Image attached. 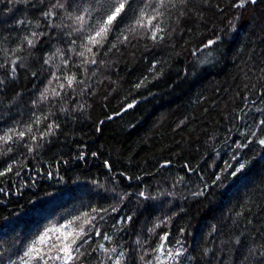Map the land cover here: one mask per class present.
Instances as JSON below:
<instances>
[{"label":"trees","instance_id":"16d2710c","mask_svg":"<svg viewBox=\"0 0 264 264\" xmlns=\"http://www.w3.org/2000/svg\"><path fill=\"white\" fill-rule=\"evenodd\" d=\"M234 2L209 0V6L203 7L201 0H190L191 11L182 21L177 23L176 13L166 19L164 40L154 45L150 39L139 38L138 31L128 42L98 57L102 62L90 66L74 99L61 101L53 92L59 91L63 81L50 75L60 60L50 66L43 64L42 57L67 44L45 27L36 9L0 2V63L5 65L0 78L8 79L11 60L19 58L16 79H8L0 93V127L11 125L15 118L22 128L33 114L49 112L55 114L49 122L55 119L60 124L54 142L39 154L14 146V172L0 177L4 189L0 192V259L4 264L9 258L19 264L37 228H57L72 219L68 213H75L82 204L81 210H89V203L109 209L117 205L119 211L105 214L97 225L111 243L92 237L90 246L81 249L91 255L78 257V264H96L102 256L92 252L97 243L118 251L137 248L138 255L151 253L165 233L169 247H179L176 241H183L182 264H220L230 249L229 264H241L246 249L235 245L237 238L255 247L264 244V149L256 143L261 130L254 128V121L264 119V2L246 9L233 8ZM235 16L240 17L238 21ZM18 19L32 23L14 30ZM38 20L41 27L35 28ZM33 30L49 35L38 38L36 49L24 45L13 56L10 50ZM208 40L217 43L205 47ZM69 55L79 63L78 57ZM69 68L84 78L80 69L71 64ZM45 87L49 101L41 102L40 91ZM33 101L38 107H33ZM129 104L133 107L128 108ZM39 127L43 130L44 124ZM251 130L257 131L256 137ZM249 139L253 142L248 147L236 148ZM77 152H83L85 160L76 159ZM92 152L97 155L93 157ZM5 160L12 162L9 157L0 158V170ZM104 161L110 162L111 171ZM238 162L246 167L233 177L230 172ZM15 170L21 174L15 175ZM216 176L221 179L217 181ZM93 181L103 187L97 189ZM96 191L109 197L132 195L121 203L118 196L95 197ZM140 191L155 199L144 200L138 196ZM198 191L204 195L195 196ZM129 214L136 221L132 231L119 222ZM155 225L160 227L150 233L148 229ZM138 238L142 248L135 244Z\"/></svg>","mask_w":264,"mask_h":264},{"label":"snow or ice","instance_id":"6c2138e0","mask_svg":"<svg viewBox=\"0 0 264 264\" xmlns=\"http://www.w3.org/2000/svg\"><path fill=\"white\" fill-rule=\"evenodd\" d=\"M0 2H4V0H0ZM6 2L8 5L23 4L26 7L30 6L36 9L45 22V27L56 31V38L67 44L66 48H57L55 52L42 57L44 65L51 66L57 58L60 60V64L54 65L56 71L50 74L52 79L63 81L58 85L59 91L53 92V97L57 101L74 99L73 94L76 93L77 88L85 84L90 66L102 62L98 61V57L106 55L113 49H117L120 44L128 42L129 37L135 36L138 31H140L139 38L150 39L155 45L165 38L164 33L167 31L166 19L176 13V21L179 23L191 11L189 8L190 0H51L48 3H46V0H6ZM258 2H264V0H235L231 6L237 9H246L249 6L257 5ZM201 4L203 7H208L209 0H201ZM216 7L223 12L224 9L220 8L219 5ZM11 10L9 8V11ZM239 18V16H235L234 20L238 21ZM57 19H59V23L55 22ZM65 21L69 23H65ZM31 23L30 20L18 19L16 24L13 25V29ZM229 26L234 30L232 20L229 21ZM40 27L41 23L38 20L35 28ZM65 28L70 29V31L65 33ZM46 35L49 34L45 31L38 32L35 30L31 31L30 35H24L16 47L10 50L12 55L15 56L16 53L22 51L24 45L28 49H36L39 43L38 38ZM65 37H68V39L65 40ZM51 38L49 36V39ZM78 41L79 45L77 47ZM216 43V40H208L204 46L211 47ZM8 51L5 50L6 57H8ZM69 54L78 57L79 63L74 62ZM8 58L10 59V57ZM18 59L11 60L12 67L8 79L13 81L16 79ZM70 64L72 67L80 69L83 79L78 78L77 73L71 71ZM61 65H63V69ZM4 67L5 65L0 63V68ZM57 72H61L62 75L58 76ZM33 75L36 76L37 74L33 73ZM8 79L0 78V93L5 90ZM52 79L48 80L49 85L52 83ZM136 87H141V84H137ZM48 93V87L40 91L39 99L41 102L49 101ZM32 103L34 108L38 107L36 101ZM131 107L133 105L129 104L128 108ZM61 110L67 111V109H63L62 105ZM54 115L52 112L42 115L33 114L34 118L24 122L22 128L20 126L21 122L13 118L14 122L11 125L0 127V158L9 157L12 160V162L5 160L6 166L3 167V170H0V177H6L14 172L13 163L15 158L11 156L14 152V146L15 148L27 149L28 153L39 154L41 150H46L54 142L53 138L57 136L60 129V124L55 119L49 122V116ZM41 124H44L43 130L39 127ZM254 128L261 130V137L257 138L256 143L264 149V119H260L258 122L254 121ZM250 134L256 137L257 131L251 130ZM252 142L249 139L244 144H236V148H246ZM91 155L95 157L97 153L92 152ZM75 158L85 160V154L77 152ZM104 166L111 171L112 166L109 161H104ZM185 167L189 166L185 165ZM245 167V163L238 162V166L230 172V175L233 177L238 176L244 171ZM20 174L19 170H15V175L19 176ZM120 175L124 176L125 173H120ZM48 176L51 178L52 173L49 172ZM128 179H131V177H128ZM215 179L219 181L221 178L216 176ZM93 184L97 189L103 187L95 181H93ZM3 191L4 189L0 188V192ZM105 192H108V189H105ZM131 195V193L126 192L123 194L115 193V195L109 197L100 191L95 192V197L102 200L115 199L118 196L121 203ZM194 195L202 196L204 192L198 191ZM138 196L144 200L155 199V197H151L144 191H140ZM75 198L83 200V197ZM84 207L85 205L82 204L81 209ZM86 207L89 210L77 209L75 213L69 212L68 215L73 216V218L68 219L66 223L57 228H45L43 231L37 228L36 238L27 245L20 256L19 264H78V257L85 254L91 255V253L82 252L81 249L85 248L86 245L90 246L92 237H100L103 241L111 243V237L107 233H102L97 225L99 221L105 220V214L119 211L117 205H112L109 209L103 207V205L92 206L89 203ZM238 215L242 216L243 213H238ZM119 222L129 226L130 231L134 230L136 223L134 214L120 217ZM248 223L251 224L252 221L249 220ZM158 227L160 225H155L148 231L150 233L155 232ZM180 234L183 236V229H181ZM159 240L160 243L155 245L151 253L141 251L138 255L137 248L132 247L127 251L123 248L118 251L117 247L106 248L104 243H97L92 252H96L98 255L102 254L96 264H109V262L110 264H182L180 258L184 256L186 251L183 247V241L177 240L176 244L179 247L172 248L168 246L167 233L159 236ZM234 243L241 249H246L241 264H245V262L246 264H264V244L255 247L249 245L247 240L242 241L239 238ZM135 244L140 248L143 247L139 238L135 241ZM204 255H208L207 249ZM231 255L230 249L224 259L220 261V264H229ZM0 264H4L3 259H0ZM8 264H17V262L9 258Z\"/></svg>","mask_w":264,"mask_h":264}]
</instances>
